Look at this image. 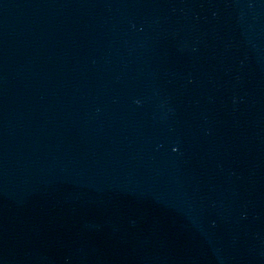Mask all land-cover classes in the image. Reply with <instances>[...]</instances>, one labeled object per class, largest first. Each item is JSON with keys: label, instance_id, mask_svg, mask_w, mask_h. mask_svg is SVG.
<instances>
[{"label": "water", "instance_id": "1", "mask_svg": "<svg viewBox=\"0 0 264 264\" xmlns=\"http://www.w3.org/2000/svg\"><path fill=\"white\" fill-rule=\"evenodd\" d=\"M0 264H264V0H0Z\"/></svg>", "mask_w": 264, "mask_h": 264}]
</instances>
